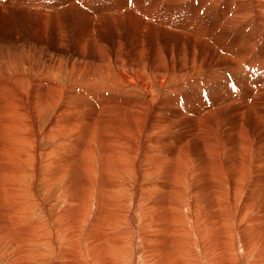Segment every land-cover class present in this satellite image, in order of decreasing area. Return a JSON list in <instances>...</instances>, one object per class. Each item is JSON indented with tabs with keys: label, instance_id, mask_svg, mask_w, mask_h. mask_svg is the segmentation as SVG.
<instances>
[{
	"label": "rangeland",
	"instance_id": "374dc122",
	"mask_svg": "<svg viewBox=\"0 0 264 264\" xmlns=\"http://www.w3.org/2000/svg\"><path fill=\"white\" fill-rule=\"evenodd\" d=\"M20 1L28 0H0L1 84L9 79L17 88L26 91L35 83L32 68L42 71L50 63L51 69L60 74L50 95H64L71 85L72 75L76 73L79 77L86 73L93 78L91 72L105 65L108 70L105 79L113 89L109 90L107 83L102 84L105 79H97L99 82L92 87L97 95L107 94L112 100H121L123 95L132 99L148 95L152 99L166 95L168 98L163 100L156 114L157 127L140 141L159 155L160 161L145 160L141 163L144 173L131 167L125 173L122 162L126 161L130 166L136 153L134 150L127 157L109 159L113 162L120 160L107 172L108 176L116 177L119 185L116 189L111 186L99 189L95 179L96 184L91 187L92 194L87 199L83 189H72V186H78L76 180L66 189V176L53 173V178L58 176L59 179L51 181H47L49 176L37 178L26 158L28 167L21 175L15 193L0 197V264H264V91L260 92L261 96L257 92L264 90V82L256 84L260 77H264V48L261 45L264 44V26L261 28V42L255 44L257 48L254 45L245 50L249 57L242 56L245 60L238 67L226 63L213 68L202 64L200 69H189L181 67V58L189 57L190 50L178 48L179 37H186L189 44L197 43V57L204 54L198 46L200 42H206L204 47L208 44L209 48H216L208 39L193 33L192 26L202 29L200 25L207 23L204 33L210 30V36L220 27L216 37L225 43L223 49L226 47V51L221 56L223 54V59L227 60L233 58L230 53L244 40L239 29L246 35L249 27L244 30L241 26L231 35L232 24L219 25V12H205L203 15V9L200 13L194 11L196 3L192 1L131 0L135 13L111 12L109 15L117 16L114 19L106 13L111 11L112 3L117 5L123 0H31L40 5L27 8L29 10H22L18 6ZM90 1L104 7L105 14H100V21L97 20L100 15L96 16L90 10L96 9ZM220 7L224 9L226 6L222 3ZM215 8H219L218 3L213 11ZM138 11L145 12L146 16ZM248 16L246 13L242 21ZM143 17H147L149 23L143 21ZM155 20H162L165 24L157 25ZM229 36L232 38L227 40ZM248 40L244 44H249ZM157 42L159 46H156ZM169 43L177 48L172 54L167 53V59L163 58L166 63L163 67L171 62L174 64L170 71L154 64L158 60V48L166 51ZM100 46V53H106L109 58L103 65L94 58ZM114 52L125 63L136 60L129 69L132 72L145 71L149 75V92L140 88V83L113 80L117 74L115 71L122 66L115 61ZM140 57L145 59H138ZM79 61L88 62L87 66ZM230 67L234 69L229 70ZM3 91L0 95H9ZM241 97L244 102H235ZM255 98L262 100V104L257 102L254 105ZM77 100L78 97H73L68 104ZM40 104L41 101L37 106ZM58 109L59 104H45L41 108L37 119L40 132L48 128ZM130 110L128 120L135 128L132 137L138 140V126L148 112L137 104H133ZM124 120L122 116L121 121ZM198 127L199 130H195ZM53 144L51 139L40 136L37 147L43 151ZM175 148L178 153L169 159L168 152ZM47 151L40 154V161L48 160V156H44ZM41 169L40 173L45 175L49 171V167ZM22 181L33 182L25 191ZM170 183L174 192L165 194V187ZM204 187L208 188L207 191ZM164 197L171 198L170 207L163 204L166 203ZM165 217L171 222L166 224ZM175 217L179 235H173V231L167 228L176 224ZM170 238H176L177 242L169 244ZM170 245L181 248L185 257L177 259L176 255L167 263L166 250Z\"/></svg>",
	"mask_w": 264,
	"mask_h": 264
},
{
	"label": "bare ground",
	"instance_id": "6f19581e",
	"mask_svg": "<svg viewBox=\"0 0 264 264\" xmlns=\"http://www.w3.org/2000/svg\"><path fill=\"white\" fill-rule=\"evenodd\" d=\"M182 1L183 2H187V1L195 2L196 5L194 6V11H199V13L201 11H203V15H205L204 14L205 12H207L209 14L219 12L218 13L219 22H220L219 25L222 26L226 23L232 24L233 27L231 28V35H232V32L234 30L239 29L241 26H244V27H242L244 30L246 29L245 28L246 26L249 27V31L246 30L247 31L246 35H245V32L243 33L242 29H239L241 34H243L244 40L242 43L240 42L241 43L240 47H239L240 44L238 45L239 48H237V49L235 48L236 50L232 51L230 53L231 54L230 56L233 57L235 60L233 58H231V59L229 58L230 60L229 59L228 60L230 62H228L227 59H223V57H222L223 54L221 56V53H224L226 51V47H225V50L223 49V46L225 45V43L222 40L219 41L216 37V31L221 30L220 27L215 31L213 36L209 35V34H211V33H209V32H211L209 30V32L207 34L210 37H208L207 34H205L206 32L204 33V30L207 29V27H208L207 23L204 22L205 27L203 26L204 23L202 25H200V28H202V29H197L196 28L197 26H192L193 33L196 32V34L199 36L201 35L203 37V39H205V38L208 39L211 42V43L209 42V44L214 45L216 47L215 48L216 50L213 49V47H212V49L209 48L208 44H207L208 48L204 47L205 46L204 44H206V42L205 43L200 42V45L198 44V46L202 48V50L204 51V54L200 57H197L196 52H195V48H197V43L195 41H193L191 44H189L190 41H188L186 37H183V38L179 37V40L177 41L178 45L175 43L178 46V48L181 50H184L185 48H189V50H190V56L189 57L181 58L180 63L182 64L181 65L182 68H189V69H192L195 67L199 68L200 65H202V64H204V66L206 65L207 68H213V67H216L215 65H217V64H220V65L223 64L225 66L226 63H229V64L231 63V67L232 66L238 67L242 63L241 61L245 60L244 59L245 54H246L247 58L249 57V55H248L249 53L245 50L251 49L258 41L261 42V28H262V26H264V0H182ZM90 2L92 3V5L94 7H96L95 10L90 9L93 12V14H95L96 16H99L100 14H105L104 7H99L98 4H96V2L94 3V1H90ZM41 3L43 4V6H45L44 2H41ZM217 3H218L219 8L218 9L215 8L213 11V7H216ZM222 3L225 4L226 7L224 9H226V11H224V9L222 7H220ZM37 5H40V3H35L31 0H28L26 2L23 1L22 3L20 1L18 6H20V8H22V10L23 9L29 10L27 8L33 9V7H36ZM140 5H142V4H140ZM34 9H36V8H34ZM201 9H203V10H201ZM96 10H98V11L96 12ZM111 12H112V14H114V13L118 14L119 12H121L122 15H123V13L126 14L125 12H127V14L132 15L135 13V9L133 7H131V0H123L122 3H118L117 5H114V3H112L111 4V11L109 13H106L108 17L111 16V18H113V19L117 18V16L113 17L114 15H109ZM138 12H141L142 16H146L145 12H142V11H138ZM246 13L249 14V16H248L246 21L245 20L242 21V18H245ZM101 17H102V15H100L97 20L100 21ZM198 17H199V15H198ZM105 19H106V17H105ZM146 19H147V17H146ZM146 19L144 17L142 18L143 21L148 22ZM89 20H91V19H89ZM238 20L240 22L238 24H236L235 22H237ZM155 21H157V20H155ZM156 23H157V25H164L165 24L162 20L161 21L158 20ZM212 23H208V25L209 24L213 25ZM143 24H145V23H143ZM214 24H216V23H214ZM185 28H187V27H183V29H185ZM212 28H214V27H212ZM180 34L182 35V33H180ZM155 35L158 37L157 34H155ZM132 36H133V34H132ZM156 36H155V38H156ZM178 36H180V35L178 34ZM167 38H168V36H167ZM231 38H232V36H229L227 40H229ZM169 39H168V41H169ZM247 39H249L247 42L250 41L249 44L248 43L244 44L245 43L244 41H246ZM172 40L175 42L173 36H172ZM236 40L237 39H235L234 41H236ZM156 44H158V42ZM169 44H170V47L167 48L168 52H167V50L165 51V49H162L161 47L158 48V55H157L158 60H157V62L155 61L154 64L156 67L160 66V68H162L163 70H169L170 71L174 68V64L172 62L170 64L168 63L165 67H163L162 65L166 64L164 59H167L166 58L167 53L172 54L173 50H176L177 48L174 49L175 45L173 43H169ZM258 44H256V45H258ZM144 45H145V43H144ZM159 45L160 44H158L156 46H159ZM166 45H168V44H166ZM256 45L254 47H256ZM261 45L264 48V44H261ZM118 46H119V44H118ZM121 46L122 45H120V47ZM233 46H234V44H233ZM149 48H151V47H149ZM181 50H179V51H181ZM254 50H256V49H254ZM97 51H99V52L94 56V58H96L97 61H100L101 65H103V63L105 61H108L109 58H108L106 53H100L101 46H100V49H98ZM142 51H143V47H142V50L140 52H142ZM138 52H139V50L137 51V53ZM257 52H258V50H257ZM149 53H147V54H149ZM261 53H263V52H261ZM114 54H115L114 58L116 59L115 61L120 62L122 66H120V68L117 71H115L117 74H115L116 78H113V80H115V81L125 80L129 83H134L136 85H137V83H140V88L146 89L149 92L151 90L149 75L145 74L146 73L145 71H139V72L134 71V72H132L129 69L130 64H134V62L136 60L129 61L130 64H128V63L124 62L122 57H119L120 56L119 54H117L116 52H114ZM183 54H184V52H183ZM171 56H173V55H171ZM225 56H227V55H225ZM242 56H244V57L242 58ZM148 57H150V56H148ZM142 58L140 57L138 59L142 60ZM173 58H174V56H173ZM143 59H145V58H143ZM50 61L52 62L53 60L50 59ZM173 62L175 63V61H173ZM73 63H76V62H73ZM87 63L88 62H86V61H79V64H82L83 66H87ZM139 63H140V61H139ZM50 66L51 65L49 63V65L45 66V68L43 67L42 71L35 70L34 67L32 68V75L31 76H33L35 78V83L30 85L26 91H23L22 89L17 88L16 85L13 83V81L9 80V79H6L5 83H2V84L0 83V91L4 90L3 92H6L7 94L9 93V95H2V94L0 95V197L1 196L3 197L4 195H8V194L11 195V194L15 193V190L18 187L19 182L21 181V175L26 171V169L28 167V163L25 160L26 158H28L30 160L31 167L34 171H36V177L37 178L43 177L45 179L49 176L47 178V181H51L53 179L55 180V179H59V177H65L66 176L68 178L64 182V187L66 189L68 186L73 185L71 183L72 181L76 180L78 182V186H72V189L75 191H77L79 189H83L84 196H86L87 199L90 197L89 195L92 194L91 187H94V185L96 184L95 179L98 180L97 187L99 189H107L109 186H111L114 189L119 187L116 177L108 176L107 172L109 170L114 169L120 163V160L117 162H113V161H109V159H111L115 156L127 157V155H129V153L134 150V152H136V153H134L132 159L130 160V166L127 164L126 161L122 162L123 172H125V173H126V171L129 170L130 167L133 168L134 170H137V171L138 170L143 171V169L141 168V163H144L145 160L151 161L150 159H153L155 162L160 161L159 155L151 152L145 145L141 144L140 141L142 138L147 137V135L149 133H151V131L157 127L158 124H157L156 114H157L158 110L161 108L160 104L163 102V100L165 98L166 99L168 98V95H166L165 97L161 96L159 99H152L150 97V95H148V97H143V98L139 97V98H134V99H132L133 97L128 98L127 95H123V96L120 95L121 100H118V99L112 100L108 97L107 94L106 95H97V93L94 90H92V87H94L99 82L97 79H103L104 80L108 76V70L106 69L105 65H103L104 68L100 67L99 69H94L97 71L91 72L94 74V75L91 74V75H93L94 79L91 77H88L86 75V73H84V75L79 76V77H77V75L75 73L70 78L71 88L69 86L68 91L64 95H50V91L52 90V88L54 87V84H55V79H60V77H59L60 74L55 72L53 68L51 69L52 66L51 67ZM140 66H142V65H140ZM78 67H80V66H78ZM231 67L229 68V70L234 69V68L231 69ZM258 72H257V74H258ZM112 73L113 72L109 73V75H112ZM104 74H105V77L101 78V75H104ZM95 75H99V77H97ZM251 75H252V73H251ZM88 78H91V79L89 80ZM165 78H164V80H165ZM205 78H207V77H205ZM209 78L211 79V77H209ZM260 78H262V77H260ZM260 78L258 79V81L255 78H253L257 81L256 84H258V82L260 84L264 82V80H262L264 77L262 79H260ZM95 79H96V81L92 85L91 83ZM251 81L253 82V80H251ZM105 83H107V88L109 90L113 89V86H110L109 85L110 83L106 79H105V82H102V84H105ZM118 84H120V83H118ZM6 85H7V87H6ZM73 85H78V86L75 87ZM262 86L264 87V85H262ZM250 88L252 89L253 87H250ZM255 88H256V90L259 89V88L257 89V87H255ZM248 90H249V88H248ZM263 91L264 90H262V91L258 90L257 92H259V94H260V92L262 93ZM220 93L222 94L221 91H220ZM223 94H225L224 91H223ZM238 94H240V93H237V95ZM248 94H251V92H249ZM263 94H264V92L262 93V96H264ZM260 96H261V94H260ZM260 96H257V97H260ZM61 97H63L62 101H60ZM73 97H78V100L75 101L72 105L68 104L69 99H71ZM232 97H233V95H232ZM245 99H246V97H245ZM255 100H257V98H255ZM39 101H41V104L38 107L37 105L39 104ZM236 101H243L244 102L245 100L242 99V97H241L239 99H236L235 102ZM215 102H217V101H215ZM218 102H220V101L218 100ZM257 102H261L259 104H262V100H260V99L257 100L256 102L254 101L253 104L257 103ZM45 104H47V105L59 104V109H58L55 117L53 118L52 122L49 124L48 128L45 129L44 131L40 132L39 128H38L37 119H38V114H39L41 108H43L45 106ZM133 104H137L140 108L144 109L145 112H148V114L145 116V118L142 120V122L138 126L139 127L138 131L140 133L138 140L135 139L134 137H132L133 133L135 131V128H133L134 125L131 124L128 120V113H131L130 108ZM215 105H213V107ZM200 108H201V110H203L202 107H200ZM208 108H211V107H208ZM252 114H254V113H252ZM122 116L125 119L123 122L121 121ZM195 130H199V127L195 128ZM261 131H262V129H261ZM40 136H42L43 138H46V139H51L54 143L53 147L46 149V150H43V151H40L37 147L38 140H39ZM153 141H156V139L153 138ZM46 151H47V153H45L44 156H48V160L47 161H40V154L44 153ZM176 153H178L176 148L169 151L168 152V155L170 156L169 159L173 158ZM83 157H85V159ZM41 167L42 168L49 167V171L46 175L43 174L42 172L40 173V171L42 170ZM53 173L58 174L59 177L55 176L53 178ZM143 173H144V171H143ZM108 179H109V181H108ZM32 182L33 181H28V182L22 181L21 186L22 187L25 186V191H26V187H28L29 184L31 185ZM123 186H126V185H123ZM173 188L174 187H172V185L170 183V185L165 187L164 193L165 194H167L169 192L173 193L174 192ZM204 188L206 189V187H204ZM207 189L205 191H207ZM111 190H113V189H111ZM166 191H168V192H166ZM111 193L115 194V192H111ZM181 200H184V199H181ZM184 201H186V200H184ZM163 202H166L163 204L167 207H170L172 204L171 198H168V197H164ZM100 203H102V202H100ZM0 206H1V204H0ZM6 208L9 209L8 207H6ZM82 210H84V209L82 208ZM12 211H14V210H12ZM86 211H88V210H86ZM64 212L62 211V213H64ZM12 214H14V213H12ZM62 215H64V214H62ZM67 216H69V215H67ZM176 217H175V219H176ZM14 219H15V217H14ZM168 222H171L170 218H166V224H168ZM176 225H177V219H176V224H174L175 227L172 224H171V226L167 227L168 229L173 231V235L174 234L175 235L180 234L179 230L176 229ZM170 240L171 241H169V244H172V242L175 244L177 242L176 238H170ZM171 246H173V245L168 246V248L166 250V254L168 255V259H165V260L167 261V263L171 262L169 259L171 257L176 256V255H177L176 256L177 259L182 258L183 256L185 257V253L183 252V250L181 248L174 245L173 246L174 248L172 251ZM176 262H177V260H176ZM177 264H178V262H177Z\"/></svg>",
	"mask_w": 264,
	"mask_h": 264
}]
</instances>
